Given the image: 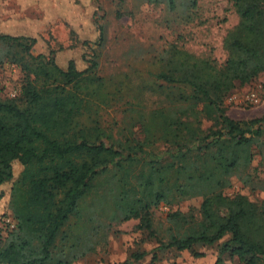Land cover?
I'll use <instances>...</instances> for the list:
<instances>
[{"label": "trees", "instance_id": "trees-1", "mask_svg": "<svg viewBox=\"0 0 264 264\" xmlns=\"http://www.w3.org/2000/svg\"><path fill=\"white\" fill-rule=\"evenodd\" d=\"M233 6L239 22L223 38V65L175 46L166 52L164 71L156 76L164 84L150 90L170 102L140 113V142L115 140L98 124L82 125L93 100L108 99L109 84L94 75L97 62L87 61L80 71L71 59L63 70L54 51L33 56L35 38L0 31V65L8 59L28 78L15 98L0 100V223L10 211L14 224L6 226L4 239L0 229V264H72L83 257L73 256L81 240L73 230L93 222L87 202L99 190L98 213L109 208L123 222L138 220L139 231H152L153 209L166 211L182 233L161 244L164 250L212 246L229 235L219 254L264 264V202L260 210L223 193L264 134V117L234 121L224 105L233 90L264 75V0H233ZM204 121L211 126L204 129ZM155 144L166 146L167 156L147 151ZM14 163L22 167L18 176ZM197 197L199 218L171 210Z\"/></svg>", "mask_w": 264, "mask_h": 264}, {"label": "rangeland", "instance_id": "rangeland-1", "mask_svg": "<svg viewBox=\"0 0 264 264\" xmlns=\"http://www.w3.org/2000/svg\"><path fill=\"white\" fill-rule=\"evenodd\" d=\"M0 22L4 34L36 39L31 49L33 56L54 51L55 62L63 70L71 59L80 71L87 67V61L97 62L94 75L109 84L108 99L105 103L94 99L89 116L81 118L82 125L98 124L115 140L140 142L144 139L140 113L149 114L170 102L150 90L164 84L156 76L164 71L166 52L175 46L199 59L223 65L227 58L223 38L238 24L239 18L233 0H0ZM76 38L88 45L80 46ZM0 49L2 53L5 51L3 46ZM27 80L20 67L4 59L0 65V100L9 98L14 90L19 93ZM251 96L256 102L251 101ZM224 105L234 121L263 118L264 75L233 90ZM210 126V122H203L204 129ZM152 150L154 154L167 156L164 145L147 148L148 152ZM250 152L251 162L239 167L223 193L229 198L242 196L258 204L261 210L264 134L253 142ZM13 170L18 176L22 167L14 163ZM6 189L8 184L2 187L3 191ZM102 196L99 190L88 199L93 222L87 223L84 230H73L81 240L72 255L80 256L83 252L85 255L72 264H121L128 260L131 264H149L153 256L154 264H244L230 252L219 254L229 235L212 246L196 245L182 252L164 250L161 244L169 242L171 235L182 233L179 230L176 233L166 211L153 209L152 231H139L138 220L123 222L109 208L98 213ZM201 202V198H193L173 204L171 210L199 218ZM76 221L72 219L73 223ZM7 225L11 228L14 225L10 211L0 223L3 239ZM65 232L70 235L69 228ZM132 255L143 257L132 260Z\"/></svg>", "mask_w": 264, "mask_h": 264}, {"label": "built area", "instance_id": "built-area-1", "mask_svg": "<svg viewBox=\"0 0 264 264\" xmlns=\"http://www.w3.org/2000/svg\"><path fill=\"white\" fill-rule=\"evenodd\" d=\"M18 94L19 93L16 90H14V91L10 92L9 98H15ZM251 101L256 102V100H254V96H251Z\"/></svg>", "mask_w": 264, "mask_h": 264}]
</instances>
